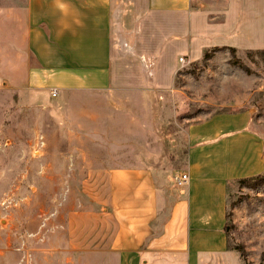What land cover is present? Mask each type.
<instances>
[{"label":"crops","instance_id":"crops-1","mask_svg":"<svg viewBox=\"0 0 264 264\" xmlns=\"http://www.w3.org/2000/svg\"><path fill=\"white\" fill-rule=\"evenodd\" d=\"M217 46L264 50V0H11L0 3V90L56 100L59 120L73 123L60 128L78 152H118L132 119L124 110H143L147 88H171L180 57L193 62ZM250 120L249 111H232L189 123L185 163L174 175L113 156L96 161L105 210L80 213L89 224L75 220L66 245L84 250L86 264L225 262L233 252L227 185L264 171ZM181 173L188 178L177 185Z\"/></svg>","mask_w":264,"mask_h":264},{"label":"rangeland","instance_id":"rangeland-1","mask_svg":"<svg viewBox=\"0 0 264 264\" xmlns=\"http://www.w3.org/2000/svg\"><path fill=\"white\" fill-rule=\"evenodd\" d=\"M209 55L204 63L201 58L180 63L171 88H147L140 113L136 106L124 110L139 120L125 121L123 147L115 145L119 151L112 153L78 152L74 139L60 128L73 123L59 120L56 100L43 104L38 92L1 89L0 264H86L84 250L66 244L75 220L77 227L89 224L80 213L105 210L104 180L94 165L113 156L115 164L140 163L180 173L187 126L209 113L249 111V127L263 143L264 160V53L237 47L233 53L216 49ZM92 98L132 100L115 94L81 96ZM226 212L227 247L233 252L222 264H264V184L251 189L229 183ZM101 224L105 226L104 218Z\"/></svg>","mask_w":264,"mask_h":264},{"label":"trees","instance_id":"trees-1","mask_svg":"<svg viewBox=\"0 0 264 264\" xmlns=\"http://www.w3.org/2000/svg\"><path fill=\"white\" fill-rule=\"evenodd\" d=\"M216 49H228L230 52H234L235 49L232 48V47H226V46H222V47H213L211 49H206L204 52H203V55L201 57V62H205L209 59L210 57V52L211 51H215ZM262 53H264V50H260ZM239 186H244V187H247V188H251V189H254V188H257L259 187L260 185L264 184V171L262 173H259V174H256V175H252V176H247V177H243V178H239V179H236L235 180ZM228 214L227 212L225 213V217H227ZM225 231H226V225H225ZM236 249L237 251H239L241 253V249L240 248H234Z\"/></svg>","mask_w":264,"mask_h":264},{"label":"built area","instance_id":"built-area-1","mask_svg":"<svg viewBox=\"0 0 264 264\" xmlns=\"http://www.w3.org/2000/svg\"><path fill=\"white\" fill-rule=\"evenodd\" d=\"M179 61H181L183 64L185 63V59L183 57L179 58ZM51 96H55L56 95V91L54 89L51 90ZM188 178L187 174H179L175 177V181L176 184H181L182 182H184L186 179Z\"/></svg>","mask_w":264,"mask_h":264}]
</instances>
